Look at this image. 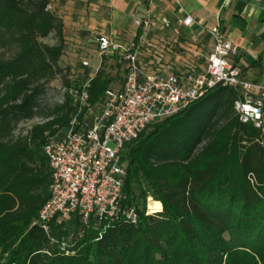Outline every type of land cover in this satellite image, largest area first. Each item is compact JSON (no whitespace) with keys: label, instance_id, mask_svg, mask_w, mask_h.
Listing matches in <instances>:
<instances>
[{"label":"trees","instance_id":"trees-1","mask_svg":"<svg viewBox=\"0 0 264 264\" xmlns=\"http://www.w3.org/2000/svg\"><path fill=\"white\" fill-rule=\"evenodd\" d=\"M49 5L0 0V264H264V133L240 121L230 88L125 145L124 204L137 208V224L114 223L101 237L78 216L53 223L49 235L33 225L52 181L45 145L65 136L80 107L68 93L51 105L46 92L58 79L62 92L89 79L63 66L65 25ZM50 36L54 44L44 42ZM120 67L103 62L89 105L122 82ZM151 198L157 209L147 215ZM72 235L67 254L61 244Z\"/></svg>","mask_w":264,"mask_h":264},{"label":"built area","instance_id":"built-area-1","mask_svg":"<svg viewBox=\"0 0 264 264\" xmlns=\"http://www.w3.org/2000/svg\"><path fill=\"white\" fill-rule=\"evenodd\" d=\"M170 1L180 13H185L184 18L177 20L178 30L198 24L211 38L209 53L204 54L196 38L188 48L175 50L177 43L167 38L174 29L172 20L163 12L151 10L135 19L140 33L131 41L106 34L95 36L98 67L80 88L63 90L78 99L80 107L65 136L45 145L52 181L49 197L33 225L48 235L53 223L63 225L73 216H78L86 228L96 222L94 229L99 237L114 223L137 224V208L124 204L125 145L138 139L151 123L177 114L216 87L235 90L239 98L234 108L240 121L264 133V83L243 79L234 63L238 48L219 23L204 27L186 13L183 0ZM47 10H52V6ZM155 34L158 37L151 38ZM185 51L189 57L184 65H179L175 59L183 57ZM172 54L176 56L173 61ZM104 61L110 65L120 63L123 80L106 91L101 106H91L90 80ZM82 66L91 68V60H83ZM147 208L146 214H152L149 205Z\"/></svg>","mask_w":264,"mask_h":264},{"label":"crops","instance_id":"crops-1","mask_svg":"<svg viewBox=\"0 0 264 264\" xmlns=\"http://www.w3.org/2000/svg\"><path fill=\"white\" fill-rule=\"evenodd\" d=\"M183 5L196 23L204 27L219 23L238 48L234 63L242 71L243 79L264 83V0H183ZM51 6L63 19L66 45L79 48L91 43V54L96 53L94 39L99 34L126 42L133 40L140 33L135 19L149 10L163 12L172 20L174 29L168 32L167 38L177 43L175 50L188 48L189 42L196 38L205 55L210 51L211 38L198 24L178 30L177 20L184 18L185 13H180L170 0H52ZM156 37L157 34L151 36ZM188 55L185 51L181 60L175 54L170 59L173 61L176 57L175 61L184 65ZM98 65L92 63L85 71L94 73Z\"/></svg>","mask_w":264,"mask_h":264},{"label":"rangeland","instance_id":"rangeland-1","mask_svg":"<svg viewBox=\"0 0 264 264\" xmlns=\"http://www.w3.org/2000/svg\"><path fill=\"white\" fill-rule=\"evenodd\" d=\"M44 42L47 44H54L56 42L55 37L54 36H50L47 39H44ZM91 45V43L84 45V47H74V46H70V45H66V52L65 55L63 57V66L67 67L69 66L72 69V75L77 76L83 69L85 70V68H83L82 66V61L85 59H89L91 60V62L96 65L99 63L100 58L96 53H90L89 49H93V47L89 46ZM95 68V67H93ZM116 73V69L113 68V75H115ZM45 100L47 101V103L51 104V105H55L57 103H60L63 100V92L61 90V80L58 79L54 82L51 83V85L48 87V90L46 92L45 95ZM29 125H31V123L28 124H24L22 125V128L25 129L27 127H29ZM153 199L151 198V200L148 202L150 205V202ZM148 207V206H147ZM148 209V208H147ZM150 209V206H149ZM157 208L155 206H151L150 209V213H154L155 210ZM81 235V234H80ZM79 236V234H78ZM73 241V235L71 237H69L68 241L64 244H61V248L63 250H66L67 247L69 246H73L71 243ZM67 254L70 253V251L66 250Z\"/></svg>","mask_w":264,"mask_h":264}]
</instances>
